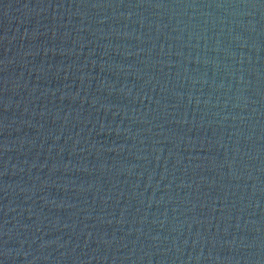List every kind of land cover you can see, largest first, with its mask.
<instances>
[{
	"label": "water",
	"instance_id": "95a60500",
	"mask_svg": "<svg viewBox=\"0 0 264 264\" xmlns=\"http://www.w3.org/2000/svg\"><path fill=\"white\" fill-rule=\"evenodd\" d=\"M0 264H264V0H0Z\"/></svg>",
	"mask_w": 264,
	"mask_h": 264
}]
</instances>
